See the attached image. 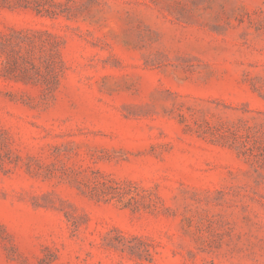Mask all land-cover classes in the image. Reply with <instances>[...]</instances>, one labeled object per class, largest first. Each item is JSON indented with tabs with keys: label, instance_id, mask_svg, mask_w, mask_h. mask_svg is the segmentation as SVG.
I'll return each mask as SVG.
<instances>
[{
	"label": "rangeland",
	"instance_id": "1",
	"mask_svg": "<svg viewBox=\"0 0 264 264\" xmlns=\"http://www.w3.org/2000/svg\"><path fill=\"white\" fill-rule=\"evenodd\" d=\"M0 264H264V0H0Z\"/></svg>",
	"mask_w": 264,
	"mask_h": 264
}]
</instances>
